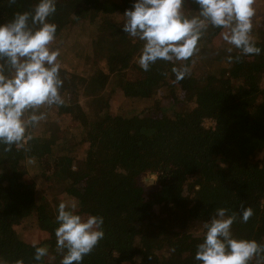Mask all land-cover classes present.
Listing matches in <instances>:
<instances>
[{
  "label": "trees",
  "instance_id": "obj_1",
  "mask_svg": "<svg viewBox=\"0 0 264 264\" xmlns=\"http://www.w3.org/2000/svg\"><path fill=\"white\" fill-rule=\"evenodd\" d=\"M38 2L16 0L9 6L0 0V24ZM134 3L56 0L49 22L57 33L50 47L62 54L57 61L61 94L70 99L66 106L40 110L47 119L28 130L30 151L13 147L5 153L0 145V264H60L62 259L55 236L61 201L52 207L39 195L32 171L48 185L57 181L64 195L77 201L76 214L104 218V238L82 264H201L195 254L203 225L219 207L236 214L234 238L264 244V25L263 34L253 36L261 54L242 62L228 61L229 45L215 44L222 29L209 27L198 41L205 66H193V56L183 62L189 74L172 84V69L180 63L158 60L144 71L136 62L143 42L122 31L123 14ZM182 11L192 17L199 6L185 0ZM96 19L105 25L93 50L108 71L98 68L88 76L80 69L87 44L78 36ZM82 88L93 99L108 97L90 113L79 102ZM119 92L130 99L153 97L154 103L119 114L112 103ZM207 120L215 125L207 127ZM149 172L158 173L154 186L144 182ZM241 203L254 211L247 223L241 221ZM31 231L40 233L37 246L48 249L41 261L24 236Z\"/></svg>",
  "mask_w": 264,
  "mask_h": 264
},
{
  "label": "clouds",
  "instance_id": "obj_2",
  "mask_svg": "<svg viewBox=\"0 0 264 264\" xmlns=\"http://www.w3.org/2000/svg\"><path fill=\"white\" fill-rule=\"evenodd\" d=\"M256 0H193L198 15L188 17L182 11L185 0H135L124 12L122 31L143 42L136 62L149 71L158 60L180 63L173 67L175 79L183 80L190 72L186 63L198 52V41L212 28L222 29V40L228 61L242 62L246 56L260 55L262 49L252 36ZM9 6L16 0H8ZM57 10L56 0H39L31 11L16 12L0 24V145L5 153L13 147L30 151L29 133L47 119L40 111L44 106H66L61 94L64 81L57 62L59 49L50 47L56 39L57 25L49 17ZM237 50L233 57L232 53ZM167 76V73H163ZM77 201H61L55 229L56 250L62 255L60 264H82L104 238V218L76 214ZM241 221L247 223L254 215L251 207L240 205ZM219 207L203 225V241L197 245L195 259L201 264H264V244L255 239H237L231 232L236 214ZM34 259L48 255L46 247L37 246ZM151 259V256H149ZM16 264H23L17 261Z\"/></svg>",
  "mask_w": 264,
  "mask_h": 264
},
{
  "label": "rangeland",
  "instance_id": "obj_3",
  "mask_svg": "<svg viewBox=\"0 0 264 264\" xmlns=\"http://www.w3.org/2000/svg\"><path fill=\"white\" fill-rule=\"evenodd\" d=\"M108 1H115V2H121L122 0H108ZM255 16L253 18V32L252 36L256 37V33L259 34L261 30L259 28L264 25V0H256L255 5ZM104 22H102L100 19H96L92 22L89 29L86 33H83L78 36V39L82 41L83 43L87 44V56L83 61L82 67H80L83 74H86L88 76H93L95 74L96 69H103V71H108L107 65L105 63V60H101L100 57H98L93 50V42L98 37V33L101 32V29H103L102 26H104ZM220 33V32H219ZM261 34H263L261 32ZM218 35V34H217ZM217 35H207L210 38H215ZM202 43V44H201ZM222 43V36L221 34L216 38L215 44H221ZM203 45V42H200L198 44V52L194 54V63L193 66H205L203 62H200L201 60V52L202 48L200 46ZM62 55V54H60ZM60 55L58 58H60ZM59 60V59H58ZM61 62V61H60ZM66 68H70V64L68 61H63ZM63 66V65H62ZM70 66V67H69ZM131 72L133 74L136 73V70L132 69ZM112 85H118L117 83H112ZM84 89L82 88L80 94H79V102L83 106V109L88 110L90 113H92L95 108L98 107V100H102L106 97H108V94L105 93L104 95H99L96 99H93V96L91 95V92H88V94H83ZM99 98V99H98ZM65 100L70 99L68 96L67 98H64ZM114 111L118 112L119 114H128L131 115L135 113L137 110H142L143 108H146L147 106H150L154 103V98L149 97L145 99H130L128 97H125L122 95L121 92L117 93L114 98L112 99ZM167 100L163 102V104H166ZM89 113V114H90ZM130 113V114H129ZM91 115V114H90ZM69 121L68 119H66ZM207 127L214 126L215 122L213 120H207L206 121ZM78 121H74V126H76ZM34 163L33 161L31 164ZM37 173L32 171L31 177L33 176L35 180L38 182V190L39 195L44 197L51 205L52 207H55L56 201H71L73 200L70 197H67L62 192V187L58 185V182L54 179L48 180L49 185L47 181L41 177H37ZM158 173L157 172H149L145 178L144 182L148 186H154L157 183ZM86 219V217H84ZM201 225V224H200ZM202 226V225H201ZM196 230H200V226ZM25 238L30 241H38L40 239V233L39 231H31L25 233Z\"/></svg>",
  "mask_w": 264,
  "mask_h": 264
}]
</instances>
